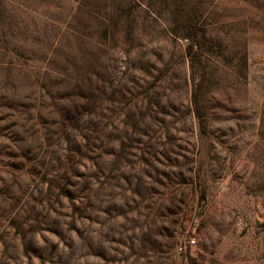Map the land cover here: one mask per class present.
Wrapping results in <instances>:
<instances>
[{
  "label": "rangeland",
  "instance_id": "obj_1",
  "mask_svg": "<svg viewBox=\"0 0 264 264\" xmlns=\"http://www.w3.org/2000/svg\"><path fill=\"white\" fill-rule=\"evenodd\" d=\"M0 264H264V0H0Z\"/></svg>",
  "mask_w": 264,
  "mask_h": 264
},
{
  "label": "built area",
  "instance_id": "obj_2",
  "mask_svg": "<svg viewBox=\"0 0 264 264\" xmlns=\"http://www.w3.org/2000/svg\"><path fill=\"white\" fill-rule=\"evenodd\" d=\"M195 244V241L193 240V239H188V240H186L185 242H184V245H179L178 246V251L179 252H182V251H184L185 249H186V247H193V245Z\"/></svg>",
  "mask_w": 264,
  "mask_h": 264
},
{
  "label": "trees",
  "instance_id": "obj_3",
  "mask_svg": "<svg viewBox=\"0 0 264 264\" xmlns=\"http://www.w3.org/2000/svg\"><path fill=\"white\" fill-rule=\"evenodd\" d=\"M194 35H195V33H193V32L191 31V32L187 33L186 36H187L189 39H193V38H195ZM185 40L188 41L187 39H185ZM194 42H195V41H194ZM196 47H197V46H196ZM189 48H192V44L189 45Z\"/></svg>",
  "mask_w": 264,
  "mask_h": 264
}]
</instances>
